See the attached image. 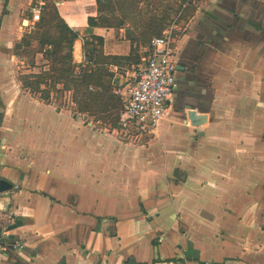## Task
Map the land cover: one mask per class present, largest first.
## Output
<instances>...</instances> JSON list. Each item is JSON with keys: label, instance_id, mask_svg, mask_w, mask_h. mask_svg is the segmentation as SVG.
I'll use <instances>...</instances> for the list:
<instances>
[{"label": "crops", "instance_id": "1", "mask_svg": "<svg viewBox=\"0 0 264 264\" xmlns=\"http://www.w3.org/2000/svg\"><path fill=\"white\" fill-rule=\"evenodd\" d=\"M37 1L0 0V264H264V0L190 5L183 70L143 142L23 88L38 62L13 48ZM53 1L81 44L94 35L106 55H129L123 29L88 26L95 0Z\"/></svg>", "mask_w": 264, "mask_h": 264}, {"label": "trees", "instance_id": "2", "mask_svg": "<svg viewBox=\"0 0 264 264\" xmlns=\"http://www.w3.org/2000/svg\"><path fill=\"white\" fill-rule=\"evenodd\" d=\"M42 1L39 21L15 43L13 54L19 58L24 53L41 55L43 65L39 73L20 74L19 82L44 102L52 101V94L68 93L76 115L92 118L102 127L116 129L123 102L116 92L111 68L139 65L141 51L166 30L172 9L164 7L159 8V12L151 11L150 0H95L97 17L88 18V26L123 29L131 50L127 56L106 55L103 39L90 35L82 39L83 60L77 65L73 60V45L79 39L78 32L60 16L55 1ZM143 3L148 7L146 11L140 7ZM29 65H35L34 59Z\"/></svg>", "mask_w": 264, "mask_h": 264}, {"label": "built area", "instance_id": "3", "mask_svg": "<svg viewBox=\"0 0 264 264\" xmlns=\"http://www.w3.org/2000/svg\"><path fill=\"white\" fill-rule=\"evenodd\" d=\"M43 4L39 0L29 9L32 23L39 21ZM172 28L150 41L132 85L121 96L123 108L118 127L113 130L123 140L143 142L150 139L166 115L175 87ZM7 192H0V196ZM3 249L4 244L0 242V259Z\"/></svg>", "mask_w": 264, "mask_h": 264}, {"label": "rangeland", "instance_id": "4", "mask_svg": "<svg viewBox=\"0 0 264 264\" xmlns=\"http://www.w3.org/2000/svg\"><path fill=\"white\" fill-rule=\"evenodd\" d=\"M196 2H197V0H191V4H190L189 0H150L151 11L153 9H155L156 12H159L158 9L164 8V7H166V8L169 7L170 9H172L171 15L169 18L170 23L168 24L166 29L173 27L172 28V37L175 40V42H174L175 47L177 45L179 38L183 34V29H184L183 21L192 12L191 6L194 5ZM185 3H186V5H185L186 7L184 6ZM140 7L143 11H146L148 9V7L146 6V3H143L142 5H140ZM26 18H27V21L29 23L27 21H24L21 24V26L24 28V31H27L28 29H30V27H32V24H33V23H30L31 18L29 15H27ZM25 22H27V23L25 24ZM145 48L141 51L142 52L141 58L143 56ZM40 56L41 55L33 56V54L24 53L22 55L21 59H23V61L25 62V65H27V66H30L29 61L31 59H34L35 62L37 61L38 62V66H37L38 69H37V71L35 70V72L39 73L41 68H42V65H43V63H42L43 61L41 59L42 57L39 58ZM139 56H140V53H139ZM141 58H140V64H141ZM139 65L129 66V65L125 64L121 68V69H123V70H121V72H126L127 70L130 71V73H128L127 76H125V78L127 80L125 83L129 84V87L132 85V83L134 81V76L138 72ZM36 73H33V74H36ZM26 74H31V73H26ZM51 97H52V101H56L57 103H61V105L70 107V94H68V93H64L62 95L52 94ZM90 119H92V118H90ZM106 128H109V127H106Z\"/></svg>", "mask_w": 264, "mask_h": 264}, {"label": "water", "instance_id": "5", "mask_svg": "<svg viewBox=\"0 0 264 264\" xmlns=\"http://www.w3.org/2000/svg\"><path fill=\"white\" fill-rule=\"evenodd\" d=\"M82 44L81 41L78 39L75 41L74 48H73V60L75 64L82 63ZM183 67L178 66V71H182ZM185 122H188L190 126L194 128H199L205 122V116L200 115V113L194 111L193 109H187L184 113ZM179 178V177H178ZM182 179L183 178H179ZM11 189V186L4 181L0 180V192H6ZM126 264H143L137 263L133 258H129Z\"/></svg>", "mask_w": 264, "mask_h": 264}, {"label": "flooded vegetation", "instance_id": "6", "mask_svg": "<svg viewBox=\"0 0 264 264\" xmlns=\"http://www.w3.org/2000/svg\"><path fill=\"white\" fill-rule=\"evenodd\" d=\"M174 62H175V65H174V69H175V79H174V81H175V86H176V78H177V73H178V64H177V61H176V47L175 46H174ZM174 89H175V87H174ZM172 94H173V92H172Z\"/></svg>", "mask_w": 264, "mask_h": 264}]
</instances>
